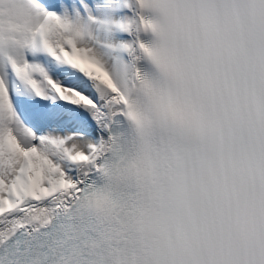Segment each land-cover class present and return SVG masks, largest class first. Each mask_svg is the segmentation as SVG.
<instances>
[{
  "label": "snow or ice",
  "instance_id": "snow-or-ice-1",
  "mask_svg": "<svg viewBox=\"0 0 264 264\" xmlns=\"http://www.w3.org/2000/svg\"><path fill=\"white\" fill-rule=\"evenodd\" d=\"M0 264H264V0H0Z\"/></svg>",
  "mask_w": 264,
  "mask_h": 264
}]
</instances>
